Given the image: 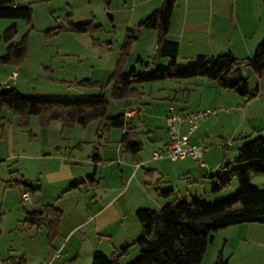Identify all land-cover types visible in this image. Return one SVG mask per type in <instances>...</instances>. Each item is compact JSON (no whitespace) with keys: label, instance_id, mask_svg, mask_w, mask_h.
Segmentation results:
<instances>
[{"label":"rangeland","instance_id":"374dc122","mask_svg":"<svg viewBox=\"0 0 264 264\" xmlns=\"http://www.w3.org/2000/svg\"><path fill=\"white\" fill-rule=\"evenodd\" d=\"M186 1L190 2L177 0L173 11L175 22L184 15L188 16V21L193 17L207 16V0H200L197 7L189 5V10L184 12ZM17 2L19 6L31 8V20L29 23L24 20H0V56L7 47L2 39L3 34L11 26L17 29L13 43L17 44L23 37L26 38V53L19 64L0 63V92L14 89L22 97L36 101L85 102L98 95L99 90L80 86L78 82L90 80L104 83L118 63L123 67L124 73L134 69L140 76H149L154 70L168 65L167 59L161 57L156 50L157 33L139 27L147 17L160 10L162 0H109V5L104 0ZM223 13L229 19L235 15L243 27L254 19L258 27L254 39L264 36V8L260 0H224ZM70 24H88L90 29L87 33L78 34L71 30ZM127 36L137 38L129 40ZM191 63L184 52L178 55L176 66L184 69ZM111 67V73L104 80L99 79L104 75V70ZM13 73H16L15 78H12ZM251 73L249 70L244 71V77L247 75L249 81H252L249 82L250 85L255 86V78ZM191 79L134 86L138 97L129 100L131 103L135 101L137 110L140 109L139 119L135 118L133 125L136 128L134 142L142 145L136 161L142 162V165L136 173L131 190L139 177L141 180L145 178L147 193L150 195V200L146 198L143 205H138L139 209L158 212L168 204L176 205L194 199L211 204L232 196L238 190L237 181L232 179L227 187L214 191L219 187L217 177L226 172L225 166L228 165L230 169L239 167L235 164L238 150L243 144L256 138V135H251L248 124L244 121L246 118L241 107L242 100L231 91L217 88L213 89L219 93L218 97L214 90L207 93L201 87L185 91L190 90L188 87L185 89V85L191 83ZM110 91L111 87H106L103 91L108 102L107 117L113 118L129 111L130 109L125 111L123 108L124 103L129 101L111 98ZM201 94L208 95V98L202 106L199 105L200 108L206 103L211 108H198ZM188 96L197 108L190 112L209 109L216 111L215 115L199 123L192 136L196 138L197 147L206 149L202 156L206 168H200L193 160L171 162L167 159H152L153 153L161 152L160 143L152 140L164 139L166 136L162 120L166 105L174 98V106L177 107V104L187 102ZM1 117L0 242L6 246L5 250H13L8 254L10 260L2 263L91 264L90 255L94 254L95 248L106 258L111 257L113 245L103 242L98 244L90 238L83 242L80 233L66 241L65 234L59 235L50 244L44 228L39 230L33 227L30 232L31 227L24 222L23 209L29 211L31 201L23 203L20 189L10 188L9 183L11 180H24L33 188L41 185L44 200L56 202L60 192L68 189L70 184L49 186L44 182L43 176L46 172H57L59 159L63 158L66 163L70 160L72 170L87 182L86 187L81 189L82 195L89 188L88 181L92 178L96 164L93 156L96 155L99 162L95 177L102 181L99 189L109 184L119 187L121 181L118 166L113 168V164L124 157L122 152L117 151L122 129L99 131V121H93L85 127L74 125L62 128L60 121H48L45 116L29 117L24 121L26 124H22V116L6 107H2ZM9 145L12 149H9ZM11 150L12 158H9ZM181 168L187 171L181 173ZM120 169L123 170V166ZM149 170L153 171V176L146 175ZM125 182L126 179L123 180L124 186ZM250 183L264 188V175H252ZM167 191L174 194L167 197L158 195L159 192ZM76 194L65 196V200L55 205L64 212L60 218L61 230L77 217L76 199L71 197ZM79 208L83 209V206L80 205ZM125 220L126 230L139 235L141 225L134 215L126 214ZM135 225L140 230H135ZM32 235L34 237L31 241ZM212 238L201 264H264V223L230 226L217 231ZM129 240L131 239H128V255L120 260V264H128L139 256L138 247L131 245Z\"/></svg>","mask_w":264,"mask_h":264},{"label":"trees","instance_id":"16d2710c","mask_svg":"<svg viewBox=\"0 0 264 264\" xmlns=\"http://www.w3.org/2000/svg\"><path fill=\"white\" fill-rule=\"evenodd\" d=\"M17 1L0 0V20L30 22L31 8L19 6ZM104 1L109 5V0ZM260 1L264 8V0ZM176 2L177 0H162L160 10L139 25L142 30L157 33L156 50L161 57L167 59L166 68L156 69L149 76H140L134 69L124 73L123 67L118 63L104 83L90 80L78 82L80 86L99 90L98 95L85 102L36 101L22 97L14 89L1 91L0 120L2 107H6L22 116V124H26L24 121L29 117L42 116L47 117L48 121H60L62 128L74 125L85 127L93 121H99V131L122 129V148L126 153L136 156L142 150V145L134 142V128L126 121L125 113L113 118L107 117L108 102L103 94L106 87H111V98L129 101L123 105L125 111L133 106L129 99L138 97L135 85L165 80L205 78L221 89L233 91L245 101L255 98L257 92L249 88L248 80L241 69L249 68L257 77L264 74V40L258 43L249 59L238 61L231 52L216 56H197L190 66L178 69V45L167 39ZM70 28L78 34L87 33L90 29L88 24H70ZM16 35L15 26L4 32L2 39L7 47L0 56V63L19 64L24 59L26 38L23 37L15 44L13 39ZM136 38L127 36L129 40ZM93 158L97 156L94 155ZM235 164L239 167L230 169L228 165L225 166L226 172L217 177L219 187L214 190L219 191L227 187L232 179H235L238 190L230 197L211 204L195 199L176 205L168 204L158 212L138 209L135 218L141 225V232L133 244L138 247L139 256L128 264H201L208 245L213 241L212 235L217 231L234 225L264 223V220H261V217H264V188L255 187L250 183L252 175H264V133L241 146ZM9 186H23L26 190L24 192L28 194L36 191L24 182H14ZM172 194V191H167L159 192L158 195L167 197ZM60 218L61 212L58 209L46 205L37 211L26 213L24 222L36 229L44 228L46 238L51 244L58 236ZM128 248L129 245L121 246L119 252L109 258L96 253L91 264H120ZM7 260H10L9 257Z\"/></svg>","mask_w":264,"mask_h":264},{"label":"crops","instance_id":"0c3cea01","mask_svg":"<svg viewBox=\"0 0 264 264\" xmlns=\"http://www.w3.org/2000/svg\"><path fill=\"white\" fill-rule=\"evenodd\" d=\"M18 3V2H17ZM200 0H190L186 1L185 3V11L189 10V5L192 4V6H199ZM208 5V13L207 16L203 17H193V19H190L188 21V16L184 15L181 20H178L175 22L173 19V14L170 20V28H169V34L167 36V39L170 41H173L177 43L178 45V55L179 54H185L192 62L195 57L197 56H216L220 54H224L227 52H231L234 57L238 61H243L246 59H249L252 57L254 50L258 43H260L262 40H264V36L261 38L254 39L255 33L258 29L256 26V23L253 19V22L247 23L246 26L240 25V22L238 21L237 17L234 15L230 19L224 15V0H207ZM113 67L104 70L105 73L103 76H101L99 79L104 80L109 73H111ZM244 71L249 70V68H243L241 69ZM252 72V71H251ZM253 75L255 86H251L249 79L247 75L245 77L248 80V85L251 90H256L257 95L255 98L245 101L244 98L240 99L242 100V108L244 111V120L248 124V129L251 131V135H259L264 133V74H262L260 77H257L253 72L251 73ZM205 81L198 80L197 78L191 79V83H187L185 85L190 90L185 91H192L194 87H201V89L205 90L207 93H210L211 90H214L213 88H217L222 91H231V90H224L219 88L214 82H210L205 78H200ZM98 80V79H97ZM101 80V81H102ZM250 82V83H249ZM100 83V82H99ZM253 83V84H254ZM215 91V90H214ZM216 92V91H215ZM233 92V91H231ZM190 93V92H189ZM234 93V92H233ZM235 94V93H234ZM216 96H219V93L216 92ZM238 96V95H237ZM239 97V96H238ZM207 96H203L201 94L199 96V104L198 108H211L212 106H208L206 103L203 108H200L202 106V103L204 100H207ZM175 99L169 100V103L166 105V109L163 112V128L165 131V116L167 114L168 108L176 103H174ZM136 102H132L133 107L130 108H138L135 104ZM239 104V103H238ZM200 105V106H199ZM180 110L184 111H192L197 108H195L190 100V96H188L187 102H182L181 104L176 105ZM129 110V111H130ZM137 110V113L132 117L128 118L125 117L127 122H130L132 127L134 128V138L136 137V128L133 125V120L135 118L139 119V111ZM126 113V112H125ZM243 124V123H242ZM241 124V125H242ZM1 126V125H0ZM2 129V128H1ZM122 130V134H123ZM196 132V131H194ZM182 133H186V128L182 130ZM121 134V136H122ZM165 138L159 139V140H152L153 142H159L160 143V151H164L165 146L168 142V134L165 131ZM193 134L190 136V142L194 145H197V141L195 137H192ZM120 136V139H121ZM152 137V136H151ZM249 137V136H248ZM120 139L118 142V152H122L123 159H119L115 164H113V168L115 165L118 166L119 174H120V181L121 186L117 187L113 184H109L101 189L100 185L102 184L101 180H97L95 177V171L97 162H99V157L94 159V173L92 175V178L89 183V188L86 190L85 193L82 195L81 189L85 186L84 180H82V176L79 174H76L69 163L70 160L66 163L63 158L59 159V165H58V171L55 173H48L46 172L43 176L44 182L48 184L49 186H57V185H63L66 186L67 184H70L69 188L66 190H63L60 192V195L57 196L55 199L56 202H52L51 200H44L45 197L43 196V186L39 185L38 188H34L36 191L33 193V196L30 194V200L26 203H30L31 209L29 211H26L23 209V213H31L33 211L39 210L41 207L46 205H52L55 207L56 204L60 203L62 200H65L64 197L68 196L69 194L77 193L76 195H71V197H74L76 199V210L75 213L77 214V217H74L73 222L69 225L64 227V230H61V223L59 224V230H58V236H62L65 234L64 241L69 240L73 237L74 234L80 233L81 239L83 242H86L89 238L92 241H96V243H108L111 246L112 249V255H116L117 251H119V248L123 245H129L128 239H131V245L134 243L136 238L138 237V233L134 235V232H129L126 230V214L134 215L135 218V212L139 209L138 205H143V200L148 199L150 200V195L147 193V188L145 178L140 179V177L137 179L138 182H135L134 188L131 190V186L133 184V180L136 178V173L141 169L142 162L136 161V156H132L124 151L120 144ZM9 149H12V146L9 145ZM12 150L9 153V158H12ZM185 160H191V159H185ZM184 161V160H182ZM135 165H140L139 168H135ZM123 166V170L120 169V167ZM112 168V167H111ZM181 173L186 172L187 170L185 168L180 169ZM153 171L149 170L147 172V176H153ZM126 179V186L123 185V180ZM16 182H24L26 185L30 186V184H27L28 182L24 180H11L9 184ZM13 189H20L19 194L23 193L25 188L23 186L17 187V186H10V188ZM33 188V187H32ZM14 190V192H15ZM13 192V191H12ZM17 196V195H16ZM82 196V197H81ZM19 200V195H18ZM69 200V199H67ZM78 200V201H77ZM70 201V200H69ZM142 203V204H140ZM82 205L83 209L79 208V206ZM56 208V207H55ZM61 212V215L63 217L64 212H62L61 209L56 208ZM137 221V220H136ZM138 222V221H137ZM139 224V222H138ZM135 230L139 229L138 225H135ZM32 228L30 229V232L32 231ZM0 227V238L2 235ZM41 230V228L39 229ZM134 230V231H135ZM140 230V229H139ZM64 231V232H63ZM140 234V233H139ZM33 235L31 236V241L33 240ZM57 244V243H56ZM134 245V244H133ZM6 246H4L0 242V264H3L2 261H7L8 254L11 253L13 250H5ZM56 249V248H54ZM47 251V250H46ZM93 252L94 254L98 253V248H95ZM101 253V252H100ZM91 253L90 255V261L92 260L93 255ZM103 255V254H102ZM128 252L124 257H127ZM24 257H26V254H23ZM121 258V259H122ZM91 263V262H90Z\"/></svg>","mask_w":264,"mask_h":264},{"label":"built area","instance_id":"2783aa9c","mask_svg":"<svg viewBox=\"0 0 264 264\" xmlns=\"http://www.w3.org/2000/svg\"><path fill=\"white\" fill-rule=\"evenodd\" d=\"M16 73H13L12 78H15ZM137 113V109H131L124 115L125 117L132 118ZM216 111H184L175 107L174 105L168 108L165 116V130L168 134V142L164 151L160 153H153V160L167 159L171 162L179 160H185L187 158L195 161L200 168H206V165L202 161V156L206 151L205 148L197 147L190 142V136L197 129L199 123L212 115H215ZM186 128V133L183 134L182 130ZM140 165H135V168H139ZM22 202L29 200V194L26 192L21 193ZM58 254V253H57Z\"/></svg>","mask_w":264,"mask_h":264}]
</instances>
